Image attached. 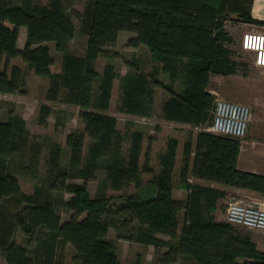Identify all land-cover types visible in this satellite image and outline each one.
I'll return each mask as SVG.
<instances>
[{
	"label": "trees",
	"instance_id": "1",
	"mask_svg": "<svg viewBox=\"0 0 264 264\" xmlns=\"http://www.w3.org/2000/svg\"><path fill=\"white\" fill-rule=\"evenodd\" d=\"M253 0H88L81 19L87 35L85 56L65 53L62 69L52 71L56 63L49 42L55 41L64 51L76 31L74 17L65 12L64 0L48 5L34 0H0V92L21 90V69L10 59L21 57L35 72L47 75L50 86L47 98L57 101L65 88L64 100L82 107L85 127L68 139L72 147L71 169L60 166L59 149H53L52 165L57 185L41 182L33 193L22 190L16 174L15 159L25 158L30 144L26 120L12 116L0 120V253L7 264H63L61 250L71 244L75 264H121L116 241L109 237L111 228L117 238L153 245L158 251L168 247L161 257L163 264L181 255L185 264H264L262 250L250 232L229 221L218 220L216 207L227 195L223 187L192 182L196 180L249 190L264 195V173L239 167L242 140L216 134L207 127L214 118L217 96L208 89L213 75L237 74L247 63L236 58L235 39L226 27L231 19L264 26L254 17ZM27 26L25 46L19 48V34ZM121 31L135 33L128 39L132 47L145 45L160 69L171 81L138 73L125 77L123 109L149 115L153 106L154 86H162L168 97L162 104L165 119L200 127L196 139L184 142V160L180 170V189L186 199L174 196V176L180 140L169 138L160 153V169L147 163L142 167L141 153L145 134L132 133L128 155L122 154L118 119L102 112L110 105L115 65L108 63L101 77L99 98L91 109L92 92L100 77L95 63L109 56ZM6 63L2 66V60ZM21 84V85H20ZM42 120L52 108H41ZM93 142L90 162L81 166L85 136ZM99 158L106 159L111 187L121 190L133 181L136 191L123 201L113 203L107 189L92 195L90 176ZM151 174L144 182L143 174ZM83 179V183L70 182ZM51 181L49 177L48 182ZM52 188L71 191L69 200H58ZM62 202L71 214L68 220L57 205ZM184 223L180 230L179 213ZM26 243L17 240L18 230ZM164 236H167L165 238ZM164 237V238H163ZM157 259L158 255H157ZM160 259V261H161ZM159 263V262H158Z\"/></svg>",
	"mask_w": 264,
	"mask_h": 264
},
{
	"label": "rangeland",
	"instance_id": "2",
	"mask_svg": "<svg viewBox=\"0 0 264 264\" xmlns=\"http://www.w3.org/2000/svg\"><path fill=\"white\" fill-rule=\"evenodd\" d=\"M37 4L48 5L51 0H34ZM65 12L74 17L76 24V31L73 37L69 40L66 50L57 48L56 42L51 41L49 45L51 51L56 59V63L52 66V71L62 69L63 56L67 52L77 56H85L87 53L88 39L87 35L81 30V19L85 7L88 5V0H64ZM227 29L230 31L235 42L233 49L236 51V58L247 63L243 66L237 74L231 76L213 75L208 85V89L217 97H223L227 100H234L247 104L250 106L251 118L249 128L245 138L241 139L242 143L250 139V136L260 137L259 143L254 145L255 153L259 152L264 155V67L258 66L254 60V53L247 51L242 46V40L245 33L249 31L259 30L264 31V26L259 24H252L245 21L229 20L226 23ZM28 32L27 26H22ZM135 33L131 31H121L118 37L116 46L110 48V55L98 58L95 63L100 77L94 81V89L92 92L91 109L99 110L94 106V103L99 98V86L101 84V77L105 72V67L108 63L115 65L116 77L113 80V91L111 92L110 105L102 112L115 116L118 119L117 128L120 132V146L122 154L128 155L129 148L132 141V133L141 130L145 134L143 141V152L141 153V165L144 166L148 161V166H151L154 171L160 169V153L167 147L169 138L171 136L178 137L181 142V150L183 151V144L188 139L200 130V127L195 125L182 126L179 123L169 121L164 118L162 113V104L168 97L166 90L160 86L155 85V94L153 96V106L149 115L135 114L125 111L123 109V99L125 97V77L129 75H136L138 73L152 76L161 79L166 83L171 81L168 73L161 71V63L155 60L149 49L143 44L137 47H132L127 44L128 39ZM25 39L21 38V43L24 44ZM26 43V42H25ZM6 59L3 58L2 66L5 65ZM18 66L21 69L22 85L21 90L14 93L0 92V120H7L12 116H20L26 121V128L30 134L29 148L26 150L25 158L17 156L15 159V166L17 167L16 174L20 181L21 188L26 193H33L37 185L41 182L55 185L58 184L57 172L52 165V151L59 149V163L62 167L71 169L72 147L68 142L70 136L75 132H80L84 129L85 123L81 117L82 107L74 105L64 100L66 89H62L61 98L57 101H52L47 98V90L50 86V78L47 75H41L21 57H14L10 59L8 72H11L13 66ZM49 105L52 112L42 120L41 107ZM93 142L89 135L85 136L84 147L82 152L81 166H87L90 162V147ZM180 151L178 153V162L174 176V191L176 195L181 194L184 200V191L179 187L180 170L183 166L184 154ZM256 167L260 169L263 164L262 158L252 156L250 160ZM106 159L99 158L97 160V167L94 170V175L90 176L89 190L92 195L96 194L101 189H107V193L112 197L113 203L123 201V198L134 191L136 185L133 181L129 186L121 190H115L111 187V182L108 180V169L106 167ZM49 177L51 181L48 182ZM144 182L152 177L151 174H143ZM70 182L83 183V179L70 178ZM216 187L225 188L227 195L220 199L216 207V216L218 220H227V207L234 198L243 199L244 202H262L264 205V195H257L254 193H246L237 188L222 186L215 183ZM50 187V186H49ZM52 194L58 200H69L73 196V192L60 190L59 188H52ZM61 213L63 221L68 220L71 214L68 213L60 202L57 206ZM180 230L184 223L183 211L179 213ZM242 231L250 232L258 246L264 249V232L259 230L247 228L243 225L237 224ZM17 233V240L21 243H26L25 233L20 229ZM109 237L116 241L117 252L121 260V264H163L161 257L168 251V247L160 248L156 251L153 245H145L136 241H126L125 239L117 238V233L114 228L110 229ZM167 238V236H164ZM163 237V238H164ZM76 251L71 244L65 245L61 250V259L63 264H75L73 256ZM157 255L159 260L157 259ZM161 259V261H160ZM159 262V263H158ZM183 256L179 255L176 260L168 264H185ZM0 264H7L5 258L0 253Z\"/></svg>",
	"mask_w": 264,
	"mask_h": 264
},
{
	"label": "built area",
	"instance_id": "3",
	"mask_svg": "<svg viewBox=\"0 0 264 264\" xmlns=\"http://www.w3.org/2000/svg\"><path fill=\"white\" fill-rule=\"evenodd\" d=\"M242 38L243 48L253 52L257 65L264 67V31H249ZM215 101L214 118L207 130L219 135L245 138L252 113L250 106L221 96ZM261 203H255V201L245 203L243 199L234 198L226 210L227 220L235 225L239 224L264 232V205H260Z\"/></svg>",
	"mask_w": 264,
	"mask_h": 264
},
{
	"label": "crops",
	"instance_id": "4",
	"mask_svg": "<svg viewBox=\"0 0 264 264\" xmlns=\"http://www.w3.org/2000/svg\"><path fill=\"white\" fill-rule=\"evenodd\" d=\"M253 1L254 2H253V7H252V12L251 13H253L255 18L264 20V0H253ZM19 35L20 36H19L18 46H19V48H22V47L25 46V42L27 40V31L25 29L21 28V31H20ZM22 37L25 39L24 44L21 43V38ZM175 123H177V122H175ZM179 124H181L183 127L187 126V125H190V124H185V123L184 124L183 123H179ZM192 139L193 140L196 139V134L193 136ZM259 140L261 141L262 139L260 137L257 138L255 136H250L249 140H246L245 143H242V146H241L242 151H241V154L239 155V158H238V162H239L238 164H239L240 168L245 169V170L249 169V170H252V171H255V172H258V173H260V172L264 173V162H263L262 165H260V167H259L260 169H258L256 167H252L254 164L251 161H249L252 156H255L256 158L260 157L264 161V155H262L260 153V151L255 153V151L253 149L254 145H256V143H259ZM181 145L182 144L180 142L178 153L180 151H182L181 150ZM182 152H184V144H183V151ZM190 181H192V182L194 181V182H198V183H203V184H208V185L215 186V183L202 181V180H199V179L196 180L193 177H190ZM237 189L240 190V191L246 192V193H253V192H251L249 190L247 191V190H244V189H239V188H237ZM173 192H174V196L176 198H178V199H182L183 198V196H181V194L176 195V192L174 190H173ZM184 192H185L184 193V197H185L184 199H186L188 192H186V191H184Z\"/></svg>",
	"mask_w": 264,
	"mask_h": 264
}]
</instances>
